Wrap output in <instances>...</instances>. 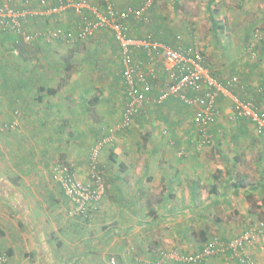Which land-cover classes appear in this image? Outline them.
I'll use <instances>...</instances> for the list:
<instances>
[{
    "label": "crops",
    "instance_id": "crops-1",
    "mask_svg": "<svg viewBox=\"0 0 264 264\" xmlns=\"http://www.w3.org/2000/svg\"><path fill=\"white\" fill-rule=\"evenodd\" d=\"M46 1L48 4L55 3V0ZM10 4L16 8L29 7L35 12L42 9L40 0H10ZM150 14L156 16L157 23L151 28L152 32L149 31L155 37L164 31L162 27L165 25L157 12L151 11ZM73 18V13L36 15L27 24V29L37 34L52 28H63ZM161 35L169 45L176 44L175 34L169 37L163 33ZM93 39L92 43H97V47L113 46L114 43L119 53L118 44L109 31L101 30ZM3 47L8 51L4 52ZM60 47L71 48L40 36L32 43L14 46L11 36L0 33V72L5 74L9 69L20 73L19 81L15 79L10 84L5 83L7 77H0L3 81H0V121L10 122L19 118L21 149L24 153L21 155L27 156L25 160H9L6 146L10 145L1 136L4 131L0 128V249L9 255L11 264H24V259H29L24 256L29 252L28 257L32 259L29 264H110L111 258L115 260L114 264H152L162 248L183 251L198 248L190 243L193 232L187 223L174 226L178 211L173 208L181 203L179 209L185 218L190 215L201 222L206 217H215V206L222 200L217 196L218 190L227 177L222 182L213 175L203 174L201 162L192 160L193 153H197L193 144V137L197 136L193 113L175 97L165 99L158 106H146L134 122L148 126L151 137L156 140V137H160L161 126L155 123L162 122L169 115L172 118L176 116V121L181 122L186 115L185 124L176 126H190L189 136L182 135L183 131L180 130L173 135L176 142L185 145L181 151H184L182 159L186 160L170 162L165 157L169 147L163 145L152 149L159 153L157 161L143 163L122 159L106 163V192L92 220L85 223L67 215L71 203L54 178L55 167L67 165L75 175H82L78 174L80 169H77L76 162L66 156L76 153L75 148L60 144L49 123L54 125L77 118V101L71 93L75 94L80 80L77 76L67 80L70 72L66 77L60 69L62 66L58 60L64 59L65 54ZM51 54L52 58H48ZM52 59L57 61V65H53ZM213 74L217 79H220L218 75H224L214 70ZM250 74L248 78L256 77ZM231 77L237 79L232 75L220 80ZM260 77V81L253 83L254 86L250 81L242 83L237 79L238 85L232 92L218 95V106L221 107L223 102L232 103L233 100L254 99L258 107L264 108V75ZM6 91L12 92L6 94ZM152 94L155 95V91ZM110 106H113L111 113L115 115L118 112L115 106L118 105L112 101ZM226 107H221L224 111L219 123L228 113ZM44 123L48 126L44 127ZM94 142H91L89 151ZM162 153L163 157L160 156ZM206 177H209V183ZM170 220L174 227L166 228ZM218 261V258H207L201 264H219Z\"/></svg>",
    "mask_w": 264,
    "mask_h": 264
},
{
    "label": "rangeland",
    "instance_id": "rangeland-1",
    "mask_svg": "<svg viewBox=\"0 0 264 264\" xmlns=\"http://www.w3.org/2000/svg\"><path fill=\"white\" fill-rule=\"evenodd\" d=\"M115 1L120 7L141 2V0ZM209 3L210 6H208ZM154 11L162 18L161 23L165 25L162 27L163 34L168 37L180 34L184 44H192L194 41L198 43L210 73H213V70L223 72L224 75H218V78L235 75L237 79L242 80V83L250 81L254 86L253 83L260 81V76L264 75V0H155ZM211 13L214 21L221 25L216 33L213 30ZM155 23L157 22L152 23L151 28ZM151 28L149 30L152 32ZM191 31L195 33L194 36ZM255 34H258L260 38L255 41L254 55L251 56L248 46L252 40L256 39ZM93 40L88 39L87 44L85 41L78 46L77 44L65 45L71 48L60 47L65 52L64 59L58 60L62 66L60 69L64 71L66 77L70 72L67 80H73L76 76L79 78L78 81L80 80L75 94L71 93L77 101V118L70 122L69 120L56 122L54 125L49 123L54 128L55 138L60 144L67 146L69 144L75 148L76 153L66 156H69L71 161L74 160L78 166L77 169H80L78 174L82 176L77 174L76 176L80 179L87 177L89 162L87 158L91 142L93 143L94 139L96 141L97 137L109 131L116 138L111 144L104 146L98 156V166L104 173L106 163H115L122 159L143 163L157 161L159 153L152 150L155 146L169 147L165 157L170 162L185 161L186 159H182L184 151H181L182 146L185 145L176 142L173 135L175 131L180 130L183 131L182 135L189 136L190 126L188 128L176 126L185 124L186 115L181 122L176 121V116L172 118V115H169V118L155 123L161 126L160 137H156V140L151 137L152 133L148 130V126L136 122L122 133L113 131L121 121L120 113L123 107L119 56L114 43L113 46L98 45L97 47V43H92ZM5 51H8V48L4 49ZM7 54L11 58L14 57L10 53ZM48 58H52V54L48 55ZM52 60H54L53 65L55 63L57 65V61ZM65 67L68 68L65 70ZM6 72L5 74L0 72V77H7L5 83L10 84L15 79L19 81L20 73L9 69ZM249 72L250 76L256 77L248 78ZM0 81H2L1 78ZM10 92L12 91H6V94ZM3 96L6 95L3 94ZM94 96L98 97L95 103ZM112 101L118 105L115 106V109H118L115 115L111 113ZM262 102L264 106V99ZM230 104L231 102H223L221 107L229 108ZM218 107L221 115L212 129L213 140L208 145L199 146L197 136H194V150L197 153H193L192 160L201 162L203 174L213 175L222 182L227 177L217 194L220 199L222 197V200L218 206H215L216 216L206 217L203 222L190 215L185 218L182 210L179 209L182 206L181 203H177V207L173 210L178 211V222L175 221L174 226L178 223H184V225L187 223L193 233L206 228L210 238L228 239L238 235L248 224L264 217V134L254 133L251 123L246 119L231 120L228 113L224 114L222 123H219V119L223 117L224 108ZM43 126L47 127L48 124L44 123ZM0 128L4 131L1 136H4L3 139H7L10 145L6 146L9 149V160L11 159L12 162L25 160L27 156L21 155L24 153L21 149L20 131L22 130L19 118L10 122L0 121ZM191 129L192 127L190 131ZM77 150L81 152L78 153ZM111 150L115 155L113 158L110 157ZM160 156L163 157L164 153ZM205 180L209 183V177ZM205 188H207L206 185ZM67 215L71 217L69 211ZM78 219L85 223L89 222L80 217ZM170 222L172 223L170 220L166 228L174 227ZM190 236V243H193L194 247L198 246V239L193 234ZM247 252L254 260V264H264V236ZM29 253L24 256L29 258L24 259V264L32 261L28 257ZM9 258L8 255V264H11ZM218 262L223 264L221 260Z\"/></svg>",
    "mask_w": 264,
    "mask_h": 264
},
{
    "label": "built area",
    "instance_id": "built-area-1",
    "mask_svg": "<svg viewBox=\"0 0 264 264\" xmlns=\"http://www.w3.org/2000/svg\"><path fill=\"white\" fill-rule=\"evenodd\" d=\"M99 3H98V2ZM154 0H145L140 6L118 7L112 0H55L48 4L40 0L41 10L16 8L10 0L0 2V32L13 38L14 45L32 43L36 37L54 40L64 45L84 43L99 31L107 30L113 35L120 50L121 80L125 104L121 121L113 131L131 126L136 112L145 104H161L169 97L179 99L193 113V123L199 146L208 145L213 140V126L221 111L217 104L219 94L232 92L238 80L231 77L220 80L213 77L204 63L202 51L196 41L184 44L180 34L175 37V45H168L143 32L135 37L136 25H147ZM73 13L74 18L67 27L52 28L34 34L27 24L36 15ZM130 19L135 22L130 24ZM138 22V23H137ZM248 46L254 55V36ZM141 55V56H140ZM245 87L246 84H243ZM155 91V95L152 94ZM231 120L246 119L256 134H264V108L258 107L252 99L233 100L228 108ZM109 131L92 145L88 157V174L85 179L76 176L67 165L56 166L54 178L71 203L69 214L74 218L91 220L106 192L102 170L98 166V156L102 148L114 141ZM264 236V218L248 224L235 237L221 239L212 237L201 248L180 250L167 248L158 250L152 264H201L207 258H218L223 264H254L247 250ZM115 260L110 259L114 264ZM0 264H8V255L0 250Z\"/></svg>",
    "mask_w": 264,
    "mask_h": 264
},
{
    "label": "trees",
    "instance_id": "trees-1",
    "mask_svg": "<svg viewBox=\"0 0 264 264\" xmlns=\"http://www.w3.org/2000/svg\"><path fill=\"white\" fill-rule=\"evenodd\" d=\"M112 1H114V3H116L115 2V0H112ZM145 0H141V2H139L138 4H127V5H125V6H123V8L124 7H126V6H128V5H131V6H140L141 4H142V2H144ZM98 2V1H97ZM99 3V2H98ZM154 4H155V0H154ZM154 4L152 5V8H151V11H152V13H155V11H154ZM208 6H210V3L208 4ZM118 7H120V6H118ZM151 11H150V13H151ZM211 17H212V22H213V30H214V32L216 33L217 32V30H218V28L219 27H221V25L220 24H218L216 21H214V18H213V15H212V13H211ZM148 18H149V22L147 23V25H141V22L140 23H138L137 25H136V29H134L133 30V35L135 36V37H141L142 36V34H143V32L145 31V32H149L150 30V28H151V26H152V23L153 22H155V20H156V16L155 15H152V14H149L148 15ZM135 22V20L134 19H130V24H132V23H134ZM110 32V31H109ZM1 33V32H0ZM134 33H137V34H134ZM191 33H192V31H191ZM4 34V36H8V35H5V33H3ZM110 34H111V36L113 37V35H112V33L110 32ZM140 34V35H139ZM177 35V34H176ZM176 35L174 36V37H176ZM195 35V33H192V36H194ZM94 37V36H93ZM93 37H91V38H89L90 40L91 39H93ZM153 37H154V35H153ZM154 38H156V39H158V40H160V41H162V42H164V43H166V42H168L167 40H166V38L164 37V36H162L161 34H159V35H156ZM175 39V38H174ZM14 44V43H13ZM81 45L82 43H78L77 45ZM166 44H168V43H166ZM76 45V46H77ZM169 45V44H168ZM14 46H20V45H14ZM119 51V53H118V55H119V60H120V50H118ZM202 55H203V52H202ZM141 56V55H140ZM121 72H122V68H121ZM120 72V73H121ZM213 76H215L213 73H211ZM121 75V74H120ZM93 101H94V103L95 102H97L98 101V97L97 96H94L93 97ZM121 103L123 104V107H124V104H125V99H124V91H123V97H122V99H121ZM162 104V103H161ZM148 105H154V106H158V105H160V104H145V105H143L142 107H140L139 108V110L136 112V114H135V117H134V119H133V122H134V120L136 119V117L139 115V113L142 111V109L143 108H145L146 106H148ZM258 106V105H257ZM123 107L121 108V112H122V110H123ZM121 115H122V113H121ZM133 122H132V124H133ZM131 124V125H132ZM129 128V127H128ZM128 128H126V129H124V130H127ZM122 131V130H121ZM120 130H116V132L118 133V132H121ZM100 137H102L101 135L99 136V137H97V139L98 138H100ZM96 139V140H97ZM115 155L112 153V150H111V158H113ZM102 170V169H101ZM102 173H104L103 172V170H102ZM104 176V175H103ZM214 190V189H213ZM247 197H249V195L247 194ZM264 218V217H263ZM261 219V218H260ZM245 229V228H244ZM193 235L198 239V248H196V249H199V248H201V246L203 245V243H205V242H207L209 239H210V236H209V233H208V230H206V228H204V229H199L198 231H194V233H193ZM220 260V259H219Z\"/></svg>",
    "mask_w": 264,
    "mask_h": 264
}]
</instances>
